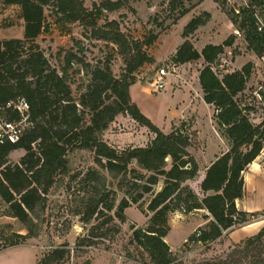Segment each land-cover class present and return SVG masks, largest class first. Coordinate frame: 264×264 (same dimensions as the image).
Listing matches in <instances>:
<instances>
[{"label": "trees", "instance_id": "trees-1", "mask_svg": "<svg viewBox=\"0 0 264 264\" xmlns=\"http://www.w3.org/2000/svg\"><path fill=\"white\" fill-rule=\"evenodd\" d=\"M3 3L20 8L24 25L23 38L0 40V106L13 120L16 113L7 103L23 97L32 122L16 143H0V199L7 206L6 214L16 218L25 229V233H11L6 246L39 235L47 194L57 177L67 173V155L74 150L93 153L94 165L78 174L73 210L85 224L97 221L90 227L87 239L118 233L120 227L114 219L125 222L124 210L150 195L146 211L151 215L144 228L131 226L129 244L145 252L151 264H184L164 239L169 231L168 215L173 211L204 209L211 217L197 229L199 235L195 232L188 237L185 246L191 242H211L229 228L256 217L255 212L236 205L244 194V172L264 149V120L253 123L247 108L237 99L246 87L252 63L221 77L213 69L224 47L232 44L231 37L221 44L208 43L200 51L185 40L171 56L175 64L203 60L198 74L202 98L212 106L216 131L228 147L206 168L199 198L186 184L198 174L197 161L188 151L191 145L188 134L179 128L164 133L131 101L130 86L136 81L135 71L154 61L144 48L153 42L154 36L145 41L131 38L121 31L115 19L104 16L103 12L121 8L123 0L94 1L91 9L84 0H3ZM259 3L264 6V0ZM48 5L56 24L77 22L90 32L91 39L112 44L124 63L120 75L115 77L107 65L95 66L76 99L67 80V69L59 72L52 67L35 41L49 30L44 15V7ZM230 19L243 32L249 49L264 57V26H259L254 12L244 7ZM205 21L203 16L193 17L184 26L183 35L187 37ZM73 57L72 53L66 56L67 66L74 64ZM123 114L154 133L149 144L119 149L103 139L109 125ZM18 149L24 150V154L18 162L10 163L9 155ZM160 177L164 179L163 186L154 191ZM118 192L124 196L116 205ZM263 238L264 226L234 244L224 259L201 264H264ZM85 241L78 239L82 244ZM69 255L67 244H63L45 251L36 264H63Z\"/></svg>", "mask_w": 264, "mask_h": 264}, {"label": "rangeland", "instance_id": "rangeland-1", "mask_svg": "<svg viewBox=\"0 0 264 264\" xmlns=\"http://www.w3.org/2000/svg\"><path fill=\"white\" fill-rule=\"evenodd\" d=\"M94 1L99 2L84 0V4L91 9ZM123 3L115 11L103 12L104 16L109 20L115 19L121 31L131 38L145 41L154 36L153 42L144 47L154 61L143 64L135 71V82L138 83L130 90L131 101L164 133L179 128L188 134L191 142L188 151L197 163L204 166L213 155L228 147L216 131L212 106L201 98L202 91L197 78L203 67V60L184 64L171 61V56L185 40L200 51L208 43L221 44L231 37L232 44L224 47L215 60L213 69L221 77L251 62L250 77L237 99L247 108L253 123L258 124L264 120V59L249 49L243 32L230 19L240 9L249 7L259 26L263 27L264 6L259 0H123ZM204 13L208 16H204ZM44 15L49 23V30L39 35L35 41L52 67L59 72L60 69H67V80L76 99L89 82L91 70L95 66H109L115 77L123 71L122 58L112 44L91 39L90 32L77 22L63 26L56 24L50 5L44 7ZM196 16H203L205 23L185 37L184 26ZM23 25L20 8L4 4L0 0V40L23 38ZM71 53L74 54V64L67 66L66 56ZM162 66L170 74L165 77L164 88L154 91L151 83ZM153 137L154 133L147 127L139 125L126 114L119 115L103 133V139L119 149L146 146ZM23 154L22 149L11 152L10 163L18 162ZM67 161V173L57 177L47 194L38 236L20 244L6 246V238L11 233H25V229L16 218L6 214L7 206L0 199V264H36L45 251L63 244H67L70 250V255L63 264H151L145 252L129 244L131 226L144 228L151 215L146 211L150 195H146L140 204H132L124 210L125 222L120 223L114 219L113 222L120 227L118 233L111 235L108 232L105 238L87 239L90 227L97 221L85 224L73 210L74 198L77 196L75 189L79 186L78 174L94 165L93 153L74 150L68 153ZM169 167L168 162L166 168ZM73 176L76 178L73 179ZM245 176V196L240 207H264V149L254 164L247 168ZM196 181L198 177L186 181L194 192ZM163 182L164 179L160 177L154 191L159 190ZM123 196L122 192L117 193L116 205ZM198 197L201 198L199 194ZM202 213L198 210L186 213L180 209L168 215L169 231L164 239L184 264H201L204 261L215 263L224 259L234 244L245 239L240 237L246 231L241 230L244 225L262 220V227L264 226V209H260L255 212V218L229 228L221 237L211 242H191L185 246L188 237L203 227L200 224ZM230 233L233 236L230 237ZM81 238L86 240L84 244L78 242Z\"/></svg>", "mask_w": 264, "mask_h": 264}, {"label": "built area", "instance_id": "built-area-1", "mask_svg": "<svg viewBox=\"0 0 264 264\" xmlns=\"http://www.w3.org/2000/svg\"><path fill=\"white\" fill-rule=\"evenodd\" d=\"M168 74L170 72L164 66L157 70L156 77L151 83L154 91L164 88V80ZM7 107H10L16 113V118L10 120L4 108L0 106V143H16L22 132L32 124L29 107L23 97H18L15 101L8 102ZM196 235H199V231H196Z\"/></svg>", "mask_w": 264, "mask_h": 264}, {"label": "crops", "instance_id": "crops-1", "mask_svg": "<svg viewBox=\"0 0 264 264\" xmlns=\"http://www.w3.org/2000/svg\"><path fill=\"white\" fill-rule=\"evenodd\" d=\"M197 81H198V78H197ZM137 83L135 82L134 84H132L130 86V90H131L132 86L135 85V84H137ZM224 151L225 150H223L222 152H224ZM222 152H219L218 154L213 155L212 158H210V159H208L206 161V163L204 164V166H201L199 163H197V164H199L198 165V174L196 176V177H198V181H196V183H195V185H196V189L195 190L197 191V193H196L197 195L199 194L200 196H202V193H201V190H200V182H201V180L204 177L206 168L215 159V157L218 156V155H220ZM254 161L249 165V167H251L254 164ZM245 175H246V172H244V181H246V176ZM244 196H245V191H244V194H243L242 198L241 199H238L237 202H236V205H237V207L239 209L241 208L242 210L247 211V212H257V210L264 209V207H261V208H258V209L250 208V207H245V208L244 207H240L239 204L244 200ZM197 210L199 212L200 211L203 212L202 213L203 218H202V222L200 224H202V225L206 224L211 219V217L208 215V212L206 210H204V209H197ZM206 215L208 216L207 218L205 217ZM262 224H263V221L262 220H254L253 222H251V223H249L247 225H244L241 228V230H243V231L246 230V231L244 232V234H241L240 237L241 238H246L248 236H251V235L255 234L262 227ZM231 236H233L232 233H230V237Z\"/></svg>", "mask_w": 264, "mask_h": 264}, {"label": "water", "instance_id": "water-1", "mask_svg": "<svg viewBox=\"0 0 264 264\" xmlns=\"http://www.w3.org/2000/svg\"><path fill=\"white\" fill-rule=\"evenodd\" d=\"M188 167V166H187Z\"/></svg>", "mask_w": 264, "mask_h": 264}]
</instances>
